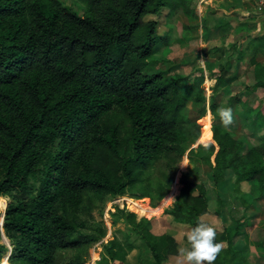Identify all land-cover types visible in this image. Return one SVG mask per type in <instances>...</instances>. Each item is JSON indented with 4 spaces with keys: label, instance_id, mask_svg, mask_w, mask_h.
I'll return each instance as SVG.
<instances>
[{
    "label": "trees",
    "instance_id": "obj_1",
    "mask_svg": "<svg viewBox=\"0 0 264 264\" xmlns=\"http://www.w3.org/2000/svg\"><path fill=\"white\" fill-rule=\"evenodd\" d=\"M191 2L88 0L81 15L60 0H0V196L12 198L2 226L11 250L0 244V257L10 251L9 264H87L88 248L105 232L84 233L86 205L136 190L134 198H149L155 207L170 193L173 181L154 184L151 171L164 156L183 155L189 133L193 142L201 137L197 120L184 112L190 101L204 104V118L206 97L197 80L145 72L163 40L157 23L145 19L163 9L195 16ZM248 48L253 89H264V64L256 57L264 56V37ZM245 57L240 52L239 61ZM219 107L213 98L215 143L201 146L206 162L214 157L215 189L232 172L236 190L246 183L264 199V138L258 145L236 138L221 123ZM193 177V171L182 175L167 210L175 229L192 227L209 212L207 190ZM123 216L139 249L151 253L140 264L180 255L174 233L156 236L151 220L129 211ZM238 236L239 227L221 235L228 249ZM136 248L131 235L112 240L103 259L123 262ZM65 252L74 254L63 261ZM221 255L213 264L221 257L233 264Z\"/></svg>",
    "mask_w": 264,
    "mask_h": 264
},
{
    "label": "rangeland",
    "instance_id": "obj_2",
    "mask_svg": "<svg viewBox=\"0 0 264 264\" xmlns=\"http://www.w3.org/2000/svg\"><path fill=\"white\" fill-rule=\"evenodd\" d=\"M60 1L81 15L88 3V0ZM191 1L190 9L194 10L195 16L186 14L182 9L172 14L169 9H163L157 15L146 17V22L157 23V33L163 40L155 50L153 64L148 66L145 72L153 74L163 71L167 76L184 75L189 78L188 84H193L196 80L201 82L206 97L207 114H211L209 105L213 98L221 107L230 106L233 119L229 125L224 126L236 138L247 140L251 145H258L263 140L261 138H264V89H253L254 67L250 64L253 51L249 50L248 45L256 38L264 37V3L262 0ZM240 52L246 53L243 61H239ZM256 57L264 64L262 53ZM202 106L204 104L194 105L190 101L184 112L188 120H197L201 134L204 127L201 122L203 118L199 119V108ZM187 137V142L183 144V155L173 153L171 156H164L151 171L150 178L154 184L165 180L173 181L170 193L161 202H155V207L149 198H134L136 190H133L125 196L95 201L80 211V215L88 223V229L84 230V233L105 232V237L88 248L87 264H140L142 261L152 260L148 250L139 249L140 241L126 222L124 211L134 212L138 218L151 220L150 229L154 235L174 233L179 248L185 246V233L190 227L175 229L174 220L167 210L174 205L180 194L183 186L180 182L181 175L190 171L195 173L193 181L202 183L207 190L209 212L202 220L215 227L217 237L223 241L221 256L232 258L233 264H264V199H260L255 186L246 183L236 190L232 172L226 175L223 188L215 189L210 165H214V157L211 158L210 164L206 162L207 151L201 148L215 143L213 138L212 142L204 144L199 141L200 138L198 142H193V134L189 133ZM174 186H177V192L171 196ZM129 199L143 201L141 205L148 210L144 212L141 207L130 205ZM11 200L10 197L0 196V244L7 247H10V243L4 238L2 226L6 207ZM217 212H220V215ZM226 227H239V236L234 239L233 249H228L227 241L221 237ZM128 235H131L137 248L127 255L125 261L104 260L105 247L109 242H124ZM10 253L9 251L0 257V261L8 262ZM73 254L74 252H65L61 259L66 261ZM223 261L221 257L216 264H225ZM165 264L185 262L179 255L173 256Z\"/></svg>",
    "mask_w": 264,
    "mask_h": 264
},
{
    "label": "clouds",
    "instance_id": "obj_3",
    "mask_svg": "<svg viewBox=\"0 0 264 264\" xmlns=\"http://www.w3.org/2000/svg\"><path fill=\"white\" fill-rule=\"evenodd\" d=\"M217 113L225 126L231 123L233 111L230 106L219 107ZM216 235L215 227L197 219L195 225L185 233L186 245L178 250L185 264H213L223 247V241L216 240ZM0 264H7V262L0 261Z\"/></svg>",
    "mask_w": 264,
    "mask_h": 264
},
{
    "label": "bare ground",
    "instance_id": "obj_4",
    "mask_svg": "<svg viewBox=\"0 0 264 264\" xmlns=\"http://www.w3.org/2000/svg\"><path fill=\"white\" fill-rule=\"evenodd\" d=\"M203 122V131H202V134H201V137L199 139L200 142L204 143V144H207L209 143L211 140H212V132H211V114H207L206 117H204L202 119ZM198 142V141H197ZM212 142V141H211ZM185 169V168H184ZM182 176V175H181ZM177 192V186H174V190H173V195L171 196H174V194ZM169 199H171V197H168ZM166 200V199H165ZM171 201V200H170ZM141 202L143 201H135V200H132V199H129V204L132 205H137L138 207H141V209L145 212L146 210H148L147 208H145L143 205H141ZM6 204V203H5ZM7 206V205H6ZM157 212V211H156ZM4 214V213H3ZM5 238V236H4ZM5 240L7 241V239L5 238ZM7 260V259H6ZM7 262V261H6ZM8 264V262H7Z\"/></svg>",
    "mask_w": 264,
    "mask_h": 264
},
{
    "label": "built area",
    "instance_id": "obj_5",
    "mask_svg": "<svg viewBox=\"0 0 264 264\" xmlns=\"http://www.w3.org/2000/svg\"><path fill=\"white\" fill-rule=\"evenodd\" d=\"M263 1V3H264V0H262Z\"/></svg>",
    "mask_w": 264,
    "mask_h": 264
},
{
    "label": "crops",
    "instance_id": "obj_6",
    "mask_svg": "<svg viewBox=\"0 0 264 264\" xmlns=\"http://www.w3.org/2000/svg\"><path fill=\"white\" fill-rule=\"evenodd\" d=\"M225 1V0H224ZM171 258H173V257H171Z\"/></svg>",
    "mask_w": 264,
    "mask_h": 264
},
{
    "label": "water",
    "instance_id": "obj_7",
    "mask_svg": "<svg viewBox=\"0 0 264 264\" xmlns=\"http://www.w3.org/2000/svg\"><path fill=\"white\" fill-rule=\"evenodd\" d=\"M4 236H5V234H4ZM6 238V237H5Z\"/></svg>",
    "mask_w": 264,
    "mask_h": 264
}]
</instances>
